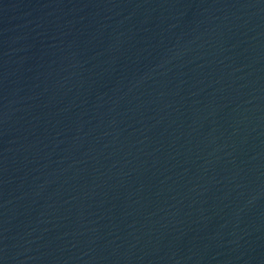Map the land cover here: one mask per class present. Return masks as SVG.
Returning <instances> with one entry per match:
<instances>
[{"label":"water","instance_id":"water-1","mask_svg":"<svg viewBox=\"0 0 264 264\" xmlns=\"http://www.w3.org/2000/svg\"><path fill=\"white\" fill-rule=\"evenodd\" d=\"M0 264H264V0H0Z\"/></svg>","mask_w":264,"mask_h":264}]
</instances>
